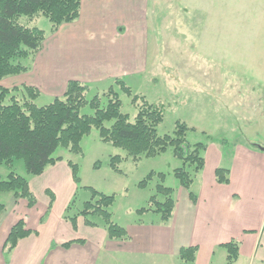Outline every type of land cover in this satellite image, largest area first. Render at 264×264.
<instances>
[{
  "label": "rangeland",
  "instance_id": "rangeland-1",
  "mask_svg": "<svg viewBox=\"0 0 264 264\" xmlns=\"http://www.w3.org/2000/svg\"><path fill=\"white\" fill-rule=\"evenodd\" d=\"M263 3L264 0H148L147 17L155 29L149 31L145 70L122 74L116 80L86 83L90 88L88 100L99 95L105 105L107 99L103 94L113 88L121 100L122 112L131 121L143 101L159 105L164 109L163 122L157 128L160 136L174 135L178 123L186 124L189 128L186 140L190 145L202 143L211 152L222 150L226 160L237 137L264 143V5L260 7ZM21 22L43 30L46 38H52L56 32L42 15L31 20L23 17ZM28 58L21 61L25 67L30 63ZM32 71L34 74V68ZM19 77H8L2 85L24 88L27 85H16L18 80H24ZM117 80L130 88L131 95ZM54 92L55 89L44 90L35 103L42 107L63 97ZM136 96L140 98L137 103ZM257 104L261 109L254 106ZM93 113L89 106L81 110V114ZM106 125L109 127L111 123ZM81 149L80 153H71L60 147L54 154L63 158L64 166H69V162L77 166V183L73 182L70 166L69 182L62 181L66 177L60 170L62 164L54 172L48 167L42 177L27 175L23 160H16L13 170L34 186L46 182H52L51 186H75L72 200L76 196L77 210L92 199L91 189L114 196L109 209L112 221L126 228L138 222L162 221L160 214L148 210L152 196L164 200V196L157 194V186L173 189L175 202L182 192H195L197 188L200 173L194 176V187L189 191L181 189L174 170L183 164L172 148L162 155L134 161L125 151L103 142L93 128L82 139ZM115 156L123 158L120 171L111 166ZM226 160L223 165H227ZM187 169L193 174V168ZM9 172L7 166H0L3 179ZM52 173L54 178L50 177ZM150 174L152 179L141 185ZM12 199V193H0V203L6 207ZM58 200L63 207L64 196L58 195Z\"/></svg>",
  "mask_w": 264,
  "mask_h": 264
},
{
  "label": "crops",
  "instance_id": "crops-1",
  "mask_svg": "<svg viewBox=\"0 0 264 264\" xmlns=\"http://www.w3.org/2000/svg\"><path fill=\"white\" fill-rule=\"evenodd\" d=\"M147 7L148 0H82L79 17L46 38L40 51L27 59V72L19 75L24 80L16 85L40 93L55 89V95L63 96L70 81L92 84L144 71L149 31L155 29ZM254 106L261 109L260 104ZM233 143L228 160L222 150L207 149L205 168L192 191L195 202L185 189L168 222L130 224L124 227L129 236L124 241L109 239L105 227L87 226L83 217H78L76 228L64 219L75 186H51L52 182L34 186L31 181L38 205L29 209L25 201L16 204L13 196L0 218V264H180V250L186 247L198 248L194 264H227L223 245L231 241L239 245L236 264H264V143L244 137ZM58 164L66 173L62 181L68 183L69 166L62 161L51 167L52 172ZM219 168L229 171V183L217 181ZM47 190L56 201L42 222L50 203ZM58 195L65 198L63 207ZM22 218L38 234L6 253L7 236ZM78 240L83 243L74 242Z\"/></svg>",
  "mask_w": 264,
  "mask_h": 264
},
{
  "label": "trees",
  "instance_id": "trees-1",
  "mask_svg": "<svg viewBox=\"0 0 264 264\" xmlns=\"http://www.w3.org/2000/svg\"><path fill=\"white\" fill-rule=\"evenodd\" d=\"M81 3L82 0H0V166L5 165L10 169L6 179L0 176V193H12L16 204L25 201L29 209L36 207L38 200L30 189L28 179L13 170L15 161L23 160L27 175L41 176L48 167L63 160L62 157L54 156L58 148L80 153L82 139L93 128L98 130L103 142L125 151L134 161L162 155L172 148L174 156L183 164L174 170V175L181 187L189 191L194 176L205 168L207 146L202 143L190 145L187 142L186 133L189 128L186 124L178 123L174 135L160 136L157 128L164 119V109L161 106L143 101L138 115L131 121L130 116L122 112L121 100L113 88L103 94L107 99L103 105L99 95L88 100V85L70 81L62 98L39 107L35 103L40 96L37 88H9L2 85L4 79L27 72V67L21 61L38 53L46 40L43 30L32 28L27 23H22L21 19L26 17L31 20L42 15L51 22L52 31H57L61 25L71 23L79 17ZM116 83L131 95L130 88L123 81L117 80ZM139 100V97H134L135 103ZM87 106L94 111L92 115L81 114V110ZM107 123L111 125L108 127ZM122 160L121 156L113 157L112 168L120 171L119 163ZM68 165L77 183V166L71 162ZM187 168H193L194 175ZM152 177L153 174H150L141 185H145ZM216 178L219 183H229V171L217 169ZM91 191L92 199L85 202L81 210H77L76 196L74 197L65 210L64 219L76 228L78 217H83L87 226L105 227L109 239L127 240L129 236L126 228L113 222L109 211L114 204V196L93 189ZM172 193L173 189L159 185L157 194L164 196V200L161 202L154 195L149 201L148 210L160 214L163 222L171 219L175 208ZM47 195L50 203L42 222H45L56 201V196L51 191L47 190ZM190 197L193 202L196 201L192 192ZM5 211L6 206L0 203V218ZM36 234L37 231L29 229L26 221L20 219L7 236L4 245L6 253H11L21 240ZM74 242L83 243V240ZM74 242L63 246H71ZM223 247L228 253L227 264H236L239 259L238 243L231 241ZM197 251V247L182 248L179 253L180 264H194Z\"/></svg>",
  "mask_w": 264,
  "mask_h": 264
}]
</instances>
